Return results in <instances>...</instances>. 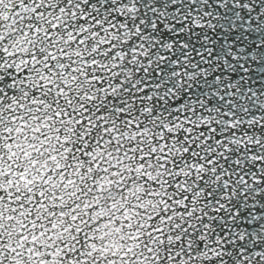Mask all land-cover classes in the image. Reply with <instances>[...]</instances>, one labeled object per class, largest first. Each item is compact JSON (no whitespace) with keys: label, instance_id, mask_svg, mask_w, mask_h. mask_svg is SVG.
<instances>
[{"label":"snow or ice","instance_id":"1","mask_svg":"<svg viewBox=\"0 0 264 264\" xmlns=\"http://www.w3.org/2000/svg\"><path fill=\"white\" fill-rule=\"evenodd\" d=\"M0 264H264V0H0Z\"/></svg>","mask_w":264,"mask_h":264}]
</instances>
